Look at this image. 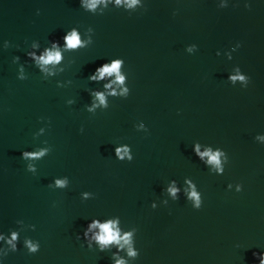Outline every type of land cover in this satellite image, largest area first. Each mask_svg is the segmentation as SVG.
I'll use <instances>...</instances> for the list:
<instances>
[{"label": "water", "instance_id": "obj_1", "mask_svg": "<svg viewBox=\"0 0 264 264\" xmlns=\"http://www.w3.org/2000/svg\"><path fill=\"white\" fill-rule=\"evenodd\" d=\"M129 2L98 0L86 12L79 0H0V232L20 231L14 253L0 240V264H112L115 246L100 252L94 241L89 250L76 235L93 218L115 216L122 230L138 229L140 255L128 264H259L253 253L264 252V0ZM73 27L82 43L93 28V43L62 50L64 71L47 65L57 75L44 79L26 53L39 54L50 41L62 45ZM192 44L197 49L188 51ZM16 56L25 80L17 78ZM114 58L125 61L120 75L127 74L130 94L106 93L109 107L97 100L89 113V91L103 90L116 74L100 83L88 77ZM237 66L250 78L247 87L230 79ZM122 87L112 84L117 92ZM195 142L200 152L227 153L223 175L199 160ZM44 149L38 159L21 158ZM65 176L68 188L48 187ZM186 177L202 195L199 210L184 192L191 191ZM171 180L181 187L176 201L163 191ZM83 192H90L87 200ZM25 237L39 241L36 254L27 253Z\"/></svg>", "mask_w": 264, "mask_h": 264}, {"label": "clouds", "instance_id": "obj_2", "mask_svg": "<svg viewBox=\"0 0 264 264\" xmlns=\"http://www.w3.org/2000/svg\"><path fill=\"white\" fill-rule=\"evenodd\" d=\"M98 0H90V3L85 5L83 0H79L80 7L86 11L90 12L91 10H94L96 7ZM116 4L120 5L121 0H116ZM137 4V0H130L128 6L132 7L133 5ZM227 7V5L221 6L220 8ZM247 7V5H246ZM37 14H39V11H37ZM94 14V12L92 13ZM91 33V35H87L88 33ZM83 35H87L86 41L83 43L81 42L80 36L81 33L78 28L73 27L70 30L66 32V34L62 37L63 44L61 45L58 41H50L49 46L44 47L43 50L37 54L35 51H28L26 53V56L28 59H30L33 63V65L40 71L41 74L47 73V76L42 75L44 79H48V77L56 76V72H50L48 71V68L45 66L47 65H58L59 71L62 73L64 71L63 64L61 63L63 57H62V50H68L73 49L76 51H79L81 47H88L93 43V35L94 30L91 27H88ZM8 42V41H6ZM240 45L237 44L236 47L238 48ZM9 46L6 43L5 49H7ZM32 48L38 47L37 44H32ZM40 47V45H39ZM192 48L197 49V45L192 44L187 46V50L191 51ZM235 51V48H234ZM217 55H219V52H217ZM20 57L16 56L13 57V63L19 64ZM124 59L123 58H114L111 59L110 62L104 63L101 66H98L95 71L88 77L90 82H96L100 83L104 81L105 77H111L112 74H116L115 80H111L109 83H103V90L93 89L89 91V94L91 96V102L90 104L86 105V110L89 113L95 114V109L98 107L96 101L98 100L101 105L104 106V109H107L109 107V103L106 102L105 94L107 93L108 96L111 97H120V98H127L130 94V89L127 86L126 83V77L127 74L124 73V75H120V69L121 66H124ZM241 69L237 66V75L231 76L230 79L235 83L236 80L243 81L245 83V87H247L250 78L245 75L241 74ZM18 79L25 80L27 79V75L25 72V66L23 64H19L18 69ZM67 83H71V81H68ZM118 83L119 85H123L122 89L117 92L116 89L112 88V84ZM65 84L57 81V87H64ZM110 90V91H109ZM67 103L69 105L73 104V100H68ZM43 119V118H42ZM81 131H83V128H81ZM131 147L127 145L124 148V155H128V151ZM200 143L195 142L193 145V151L195 155L199 158V160L207 167L209 168V165H215L216 166V174L217 175H223L224 168L221 165V159L220 157L224 158V162L228 163L229 158L227 153L221 149L216 148L215 152L213 153L211 149L206 150L205 152H200ZM48 149L41 150L39 152L33 150V151H24L22 153V159L27 161L28 159H38L42 157L45 152H47ZM115 154H120V148L115 147ZM205 157H208L207 161H205ZM121 161H123V156H120ZM133 160V155H128V162H131ZM26 170L35 174L36 168L33 165H27ZM212 173V170L209 169ZM69 179L68 177H64V179H58L55 178L52 183L48 185L50 188H63L66 189L69 186ZM184 184L189 185V188H191V191H189L188 188L184 189V192L187 194L188 200H194V203L192 207L194 209L199 210L202 207L203 199L200 191H197V185L193 182L191 178H185ZM232 184L228 185V188L231 189ZM181 187L178 186V183L176 180H171L166 188L163 190L165 193H171L173 196V199L176 201L179 199L177 196V193L180 192ZM242 191V185L237 186V192ZM93 194V193H92ZM84 199L87 200L90 192H83L82 193ZM164 205H167V201H163ZM151 207L155 209L157 207V204L153 202L151 204ZM120 218L118 216H115L114 218H106L105 222L101 223V219L99 218H93L90 223H88L87 227L84 229L82 236L80 234L76 235V239L80 240L83 239L89 250L93 249V242L95 241L98 245L96 248L100 252H111L112 248L109 247V245L115 246L116 251L111 252V261L112 264H128V258L131 257L134 260L138 259L140 255L139 249L136 248V233L138 229L136 227H131L129 230H122L118 227L120 224ZM17 225L20 223H24L22 220L16 221ZM99 229V231H94V229ZM30 229L35 231V225H30ZM0 240H3L6 244L10 246V253H14L18 251V243L20 241V231L17 230H9L8 234H4L0 232ZM23 245L27 249V253L30 255L36 254L40 250V243L38 240H33L29 237H25L23 240ZM127 245V248L125 249V246ZM126 251V255L122 256L121 253ZM9 255L7 253L5 255V258ZM253 255L259 260V264H264V252L262 253H253Z\"/></svg>", "mask_w": 264, "mask_h": 264}]
</instances>
